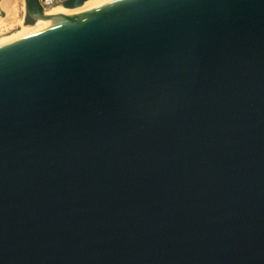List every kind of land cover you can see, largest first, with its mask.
<instances>
[{"label": "water", "instance_id": "1", "mask_svg": "<svg viewBox=\"0 0 264 264\" xmlns=\"http://www.w3.org/2000/svg\"><path fill=\"white\" fill-rule=\"evenodd\" d=\"M0 264H264V0H111L0 46Z\"/></svg>", "mask_w": 264, "mask_h": 264}, {"label": "rangeland", "instance_id": "2", "mask_svg": "<svg viewBox=\"0 0 264 264\" xmlns=\"http://www.w3.org/2000/svg\"><path fill=\"white\" fill-rule=\"evenodd\" d=\"M108 1L111 0H93V4L95 5L90 6V8ZM5 3L8 4L7 10L4 11L0 8V46L25 38L26 35L28 36L30 33L29 29L33 32V27L25 28L24 26V0H5ZM90 8L86 10H89ZM49 15L52 16L53 13L51 12ZM58 21L56 20L50 24L47 23V27L51 26V24H57L56 22Z\"/></svg>", "mask_w": 264, "mask_h": 264}, {"label": "bare ground", "instance_id": "3", "mask_svg": "<svg viewBox=\"0 0 264 264\" xmlns=\"http://www.w3.org/2000/svg\"><path fill=\"white\" fill-rule=\"evenodd\" d=\"M95 2H97V1H95ZM87 5H89V6H87ZM92 5H95V4H93V0H86L83 3L82 6H80L78 8H75V9H65L61 5V6H57V7L53 8V9H51L49 11H46V13H47V15H49L52 12L53 13L52 16H60L57 19V21L59 20L58 22L60 23V22L67 21V20H69V19H71V18H73V17H75V16L87 11L86 9L90 8V6H92ZM54 21H56V20H54ZM54 21H51V22H49V21H38L35 25H25L24 24V26H25V28L33 27V30H32L33 32H31V30L29 29L30 33H29L28 36H30V35L38 32L40 30L45 29L47 27V25H48L47 23L50 24V23H52ZM58 22H56V23H58ZM52 25L53 24H51V26ZM24 36H25V34H24ZM26 37H27V35H26Z\"/></svg>", "mask_w": 264, "mask_h": 264}, {"label": "built area", "instance_id": "4", "mask_svg": "<svg viewBox=\"0 0 264 264\" xmlns=\"http://www.w3.org/2000/svg\"><path fill=\"white\" fill-rule=\"evenodd\" d=\"M41 7L46 11H49L57 6H61L66 0H38Z\"/></svg>", "mask_w": 264, "mask_h": 264}, {"label": "crops", "instance_id": "5", "mask_svg": "<svg viewBox=\"0 0 264 264\" xmlns=\"http://www.w3.org/2000/svg\"><path fill=\"white\" fill-rule=\"evenodd\" d=\"M0 8H1L2 10H4V11L7 10V8H8V4L5 3V0H1V1H0Z\"/></svg>", "mask_w": 264, "mask_h": 264}, {"label": "trees", "instance_id": "6", "mask_svg": "<svg viewBox=\"0 0 264 264\" xmlns=\"http://www.w3.org/2000/svg\"><path fill=\"white\" fill-rule=\"evenodd\" d=\"M1 1V0H0Z\"/></svg>", "mask_w": 264, "mask_h": 264}]
</instances>
